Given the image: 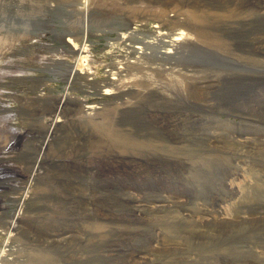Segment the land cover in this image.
Returning a JSON list of instances; mask_svg holds the SVG:
<instances>
[{"label": "rangeland", "instance_id": "obj_1", "mask_svg": "<svg viewBox=\"0 0 264 264\" xmlns=\"http://www.w3.org/2000/svg\"><path fill=\"white\" fill-rule=\"evenodd\" d=\"M0 264H264V0H0Z\"/></svg>", "mask_w": 264, "mask_h": 264}, {"label": "bare ground", "instance_id": "obj_2", "mask_svg": "<svg viewBox=\"0 0 264 264\" xmlns=\"http://www.w3.org/2000/svg\"><path fill=\"white\" fill-rule=\"evenodd\" d=\"M233 14H229V15H226L225 17L226 18H231V17H236V16H239L240 14H236L235 16H232ZM193 17H194V20L197 22V23H201L202 22V16L198 13L196 14H193ZM201 38L204 39L205 42H209L211 45L215 46L214 44H216V41L218 40L216 37H213V36H210L209 33L207 31H204V30H201ZM199 33V34H200ZM178 35V34H177ZM184 35V34H183ZM174 38V37H173ZM181 40V38H176L174 39L172 42H170L169 44L172 45V46H175L176 43ZM260 40V39H258ZM263 40V39H262ZM254 41V40H253ZM259 42V41H258ZM261 42V41H260ZM219 45V44H218ZM261 45V44H259ZM202 46V45H201ZM219 46H223V45H219ZM219 46H216L217 48H219ZM260 47V46H259ZM263 47V46H262ZM261 48V47H260ZM257 49V48H256ZM167 50V49H166ZM169 52V51H168ZM171 53V52H170ZM15 222L13 223H9L8 224V229L9 230H13V228L15 227ZM5 227V226H4ZM8 230V231H9ZM12 233V232H11ZM63 235V234H62ZM40 260V259H39ZM45 263V262H44Z\"/></svg>", "mask_w": 264, "mask_h": 264}]
</instances>
